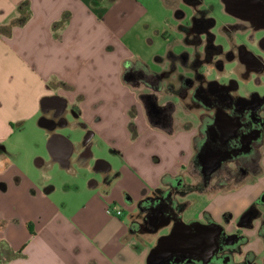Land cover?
I'll return each mask as SVG.
<instances>
[{"label":"crops","instance_id":"obj_1","mask_svg":"<svg viewBox=\"0 0 264 264\" xmlns=\"http://www.w3.org/2000/svg\"><path fill=\"white\" fill-rule=\"evenodd\" d=\"M178 2L166 9L177 15ZM155 6L148 0H0V241L22 251L0 264H147L153 238L133 230L142 203L179 178L196 186L197 113L187 104L186 116L173 111V122L160 124L124 81L132 59L149 75L160 73L126 42L139 23L153 35ZM24 11L28 20L16 23ZM154 35L166 41L162 29ZM153 42L144 40L147 56ZM171 54L170 47L156 54L157 66ZM104 148L118 165L101 155ZM217 191H198L210 201L195 220L239 216L252 205L264 194V158L256 179L246 178L234 192ZM257 227L246 231L243 251L263 264Z\"/></svg>","mask_w":264,"mask_h":264},{"label":"flooded vegetation","instance_id":"obj_2","mask_svg":"<svg viewBox=\"0 0 264 264\" xmlns=\"http://www.w3.org/2000/svg\"><path fill=\"white\" fill-rule=\"evenodd\" d=\"M186 1L184 3L192 5L199 3L198 0ZM221 1L226 13L235 21L221 29L228 47L215 43L216 37L212 34L206 44L201 43L200 33L208 32L216 22L197 9L189 27L193 37L188 43L194 48L193 54H171L166 62L170 67L164 64L160 73L144 75L146 88L165 91L184 105L189 104L197 113L201 126L194 171L201 181L193 187L179 178L168 189L146 199L141 207L144 223L135 222L133 226L136 231L144 227L151 234L159 233L152 249L157 247L160 238L169 235L181 222L192 225V234L205 232L208 240L214 232L220 231L215 247L207 242L205 248L190 254L175 253L163 264H259L258 256L253 252L244 254L243 248L250 241L246 231L258 226L257 235L264 238V194L239 216L226 212L216 220L206 214L201 223L206 225L205 228L195 219L184 221L185 204L180 199L194 193V188L201 191L204 187H211L222 191L231 183L233 188L225 192H234L246 178H257L264 158V93L245 89L249 84L264 88V0ZM180 14L185 18L179 8L177 15ZM246 31H251L248 42L252 47L237 43L236 34ZM260 32L263 35L257 41L255 34ZM208 66L209 71L202 70ZM214 74L216 76L210 80ZM242 83L245 88H241ZM153 97V94L144 96L151 118L160 124H171L175 102L159 103ZM60 121L64 120L60 118ZM164 230L167 232L161 234Z\"/></svg>","mask_w":264,"mask_h":264},{"label":"rangeland","instance_id":"obj_3","mask_svg":"<svg viewBox=\"0 0 264 264\" xmlns=\"http://www.w3.org/2000/svg\"><path fill=\"white\" fill-rule=\"evenodd\" d=\"M166 1L167 0H148L149 3L153 2L156 5L154 8L155 10L153 11L154 14L149 18V23L151 24V27L152 28L154 27L153 31L151 30L153 35L151 36V32L144 31V29L141 28V23H139L138 25L134 26L133 31L129 34V36H131V39H128L126 41L129 46H132L133 52L139 51L143 56L145 52L146 54L144 56L145 61H144V58L142 57H139V58L137 57V58L143 63H145L151 71H161L162 70V66L160 65V67H158L157 63L155 62L157 58V56L155 55L165 54L168 47H170L173 50L174 54L176 55H181L186 52L193 54L194 48L189 47L190 44L188 42H189V39H192L193 37V32L189 29V27L191 26L192 21H193L192 17L194 14V10L195 11L199 10L202 13H206L207 18H212L216 22V25L212 29H209L208 32L203 31L202 33H200L199 36H200L201 43L206 44L209 41V37H208L209 34L210 35L212 34L216 37L215 43L223 45L224 47H228V40L226 36L221 33V29H222V26L227 25V24H233L235 23V21L226 13L225 7L221 0H198L199 3H195L194 5L184 3V1L188 2L186 0L184 1L180 0V10L185 14V18L184 19L182 18L181 20L176 18L175 10L166 9L167 5H170L172 2L179 3L178 2L179 0L169 1L168 4ZM242 23L247 25V23L245 22H242ZM179 25L180 27L178 30L180 32H177L176 28ZM156 28L162 29V31L165 32V34L167 35L166 37H164L166 41H163L164 39L160 37L157 38L154 35V30ZM250 34H251V31L238 32L236 34L237 43L245 44L248 47H252V44L248 42V38ZM262 35H263V32L255 34L257 41L261 40ZM148 38L154 40V42H153V49L152 50L150 49L151 53L147 56V48L144 49V40L147 41ZM129 41L131 43H128ZM131 50L132 49H130V51ZM158 50L159 52H157ZM152 52H155V53L152 54ZM202 53L203 52H201V54ZM125 67H126V70H125L124 81H126L127 84H129L132 88L136 90V92L139 94L140 99L143 98L144 100L145 93H152L154 96L152 99L156 98L159 103H163L164 101H168V100L174 101L175 110L173 111L176 117L178 116L180 118H183L184 116H186V111L188 110L185 108V105L182 102L176 99L175 96H172L171 94H167L165 91L158 92L157 90L155 91V89L146 88L144 84V75L149 76L150 72L146 71L142 66H140L138 62H136L135 59H132L131 62L126 63ZM166 67H170L169 64H166ZM202 70L209 71V66L205 67V69H202ZM215 76H216L215 74L212 75L210 77V80L213 79ZM242 87L245 88L243 83L241 84V88ZM245 89L255 90L260 93H264V88H257L252 84H249L248 86H246ZM240 93L242 94L243 92L240 91ZM174 113H172L173 116H174ZM104 151L105 152L102 153L101 155L105 156L106 158H110L108 159V161L111 164L113 165L119 164V161H116V160L113 161V158L110 157V151L108 149L104 148ZM92 175H94L95 177L97 176V174L95 173ZM91 180H92V177L88 176V179H86V181L82 185L85 186L86 189H88L89 182ZM200 181H201V178L198 177L197 181H195V183H197L196 185L200 184ZM253 182H255V180L249 181V184ZM232 188H233V184L231 183L227 186V189H224L222 191L225 192ZM217 190L218 189L213 188L212 194L217 193L218 192ZM192 194L193 193L185 195L184 197L180 198L185 204L184 209H183V219L185 222H189L190 220H193L194 218H196L199 212L201 211L202 207H205L206 205H208L210 201V199L206 197L199 196L198 191H194V194L193 195ZM137 216H138L137 217L138 223L140 224L144 223V213L140 212ZM133 230L135 233L138 234L137 236L138 237L140 236L142 239L147 238L148 240H151L153 238L151 246L152 248L155 247V244L157 243V240H158L157 238L159 236V233L151 234L145 231L144 227L140 231H136L135 227L133 226ZM166 232L167 231L164 230L160 233L165 234Z\"/></svg>","mask_w":264,"mask_h":264},{"label":"water","instance_id":"obj_4","mask_svg":"<svg viewBox=\"0 0 264 264\" xmlns=\"http://www.w3.org/2000/svg\"><path fill=\"white\" fill-rule=\"evenodd\" d=\"M177 19L184 18L183 14L176 15ZM201 227H206L201 223H197ZM200 231V230H199ZM200 234H192V225L181 222L172 232L159 239L156 248L152 249L147 258V264H163L169 260L175 253L190 254L196 249L205 248V245L215 247L217 236L220 231L214 232L210 240L206 239V233L203 231ZM208 240V241H207ZM210 248V247H209Z\"/></svg>","mask_w":264,"mask_h":264},{"label":"trees","instance_id":"obj_5","mask_svg":"<svg viewBox=\"0 0 264 264\" xmlns=\"http://www.w3.org/2000/svg\"><path fill=\"white\" fill-rule=\"evenodd\" d=\"M28 18H29V15L27 14V11H24L22 13V16L20 17V19L16 21V23L24 24L28 20ZM21 254H22V251L13 253L12 251H10L9 246L5 241H0V260H4V259L8 260L18 255H21Z\"/></svg>","mask_w":264,"mask_h":264},{"label":"built area","instance_id":"obj_6","mask_svg":"<svg viewBox=\"0 0 264 264\" xmlns=\"http://www.w3.org/2000/svg\"><path fill=\"white\" fill-rule=\"evenodd\" d=\"M111 213V212H110ZM122 213H123V211L122 210H118V209H116V212H115V214L117 215V216H121L122 215Z\"/></svg>","mask_w":264,"mask_h":264}]
</instances>
